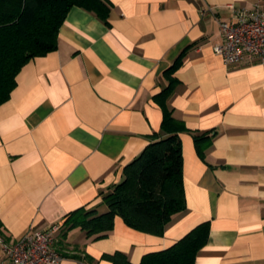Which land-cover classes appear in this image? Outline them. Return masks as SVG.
<instances>
[{"label":"crops","instance_id":"0c3cea01","mask_svg":"<svg viewBox=\"0 0 264 264\" xmlns=\"http://www.w3.org/2000/svg\"><path fill=\"white\" fill-rule=\"evenodd\" d=\"M105 23L72 6L57 47L30 59L0 104V237L53 223L59 264H112L122 252L132 264L162 250L202 222L205 244L194 264H264V60L226 65L214 53L220 21L264 10V0H105ZM182 54L167 99L182 155L186 207L160 236L115 216L102 238L66 215L106 210L102 195L122 180L124 165L160 133L154 96L165 70ZM206 134L203 155L194 135ZM0 264H10L0 242Z\"/></svg>","mask_w":264,"mask_h":264},{"label":"trees","instance_id":"16d2710c","mask_svg":"<svg viewBox=\"0 0 264 264\" xmlns=\"http://www.w3.org/2000/svg\"><path fill=\"white\" fill-rule=\"evenodd\" d=\"M72 6L91 11L107 22L109 7L105 0H0V104L9 98L23 65L56 49L59 26ZM181 63L182 54L165 70L168 84L154 96L163 113V136L152 133L151 141L124 165L122 180L102 195L105 211L80 208L67 214L63 236L79 227L87 237L102 238L112 229L115 216L133 229L160 236L171 216L185 209L177 137L184 127L172 117L167 105L177 82L174 72ZM194 142L202 157L208 136L194 135ZM207 234L208 223L202 222L167 248L144 254L138 264H194ZM102 257L112 264H132L119 251Z\"/></svg>","mask_w":264,"mask_h":264},{"label":"built area","instance_id":"2783aa9c","mask_svg":"<svg viewBox=\"0 0 264 264\" xmlns=\"http://www.w3.org/2000/svg\"><path fill=\"white\" fill-rule=\"evenodd\" d=\"M221 42L213 46L226 65L241 63L244 58L264 60V10H237L231 21H220ZM61 225L53 223L39 230L28 229L13 241L0 237L10 264H59L63 258L54 242Z\"/></svg>","mask_w":264,"mask_h":264}]
</instances>
